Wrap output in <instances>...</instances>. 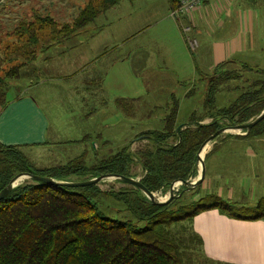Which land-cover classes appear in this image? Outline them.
<instances>
[{
	"label": "crops",
	"instance_id": "0c3cea01",
	"mask_svg": "<svg viewBox=\"0 0 264 264\" xmlns=\"http://www.w3.org/2000/svg\"><path fill=\"white\" fill-rule=\"evenodd\" d=\"M167 1L170 13L172 1ZM140 13L153 19L154 28L159 27L158 35L154 32V37L149 39L150 44L159 47L154 51H148V43H145L143 48L131 52L128 47H121V51L113 55L115 48L102 50L98 45L102 44L101 40L97 41L102 32L92 35L81 30L70 38L71 47L76 49L71 54L73 57H65L57 69L42 66L44 59L51 60L49 53L32 59L36 68L32 70L30 84L8 96L5 105L0 104V144L19 145L28 152H37L49 150L53 144L84 141L93 133L104 134L102 143L116 144L115 148L121 149L131 142L127 118L137 120L142 116L146 98H152L148 111L163 110L164 116L178 100L176 115L179 118L184 112L188 120L181 124H186L192 116L204 112V96L201 106L185 104L193 95V80L201 70L200 79L207 89L216 73L232 70L240 74L246 64L264 69V0H206L190 18L184 19L199 41L194 51L198 56L193 53V57L187 51L189 46L180 22L171 14L168 13L172 20L161 17L156 7ZM220 13H225V17L218 16ZM220 28L225 34L206 37L208 29ZM122 30L123 27L118 31ZM88 37L91 41H87ZM124 37L123 46L133 38L129 34ZM70 39L53 40L47 46L41 45L38 52L48 47L58 48V45L61 49L55 50L67 52L70 46L66 42ZM158 61L163 64H157ZM46 72L56 73L58 78L53 88L58 92L52 87H43L49 79ZM253 76L254 73H246L228 81L227 85L242 86L246 77ZM66 87L70 92H61ZM177 87H184L180 94L176 93ZM162 89L165 92L162 93ZM233 99L226 96L220 99L218 92L217 107L227 106ZM66 120L69 123L74 120L75 125L66 128ZM210 121L211 118L206 117L202 122ZM145 130L135 132V137ZM246 134L224 132L208 146L203 163L205 178L198 188L200 194L214 193L247 206L257 204L264 197V135L249 138ZM140 141L143 140L133 141L132 147ZM218 147L221 148L215 152ZM193 227L203 240L201 252L207 262L264 264V217L241 219L211 208L197 213Z\"/></svg>",
	"mask_w": 264,
	"mask_h": 264
},
{
	"label": "trees",
	"instance_id": "16d2710c",
	"mask_svg": "<svg viewBox=\"0 0 264 264\" xmlns=\"http://www.w3.org/2000/svg\"><path fill=\"white\" fill-rule=\"evenodd\" d=\"M117 1H90L72 24L58 26L49 17L37 16L23 33L15 32L14 43L17 45L20 41L16 49L19 51L29 44L31 47L44 45L41 32L45 27L51 29L49 32L57 39L55 41L70 39ZM171 1L172 7H176L178 1ZM6 46L5 49L0 46L2 105L7 103L12 88L8 77L18 78L25 63L43 53L42 50L39 54L30 53L25 63L19 62L6 70L8 62L18 59L14 58L13 51L9 54L10 46ZM246 73H254V76L246 77L242 86L234 87L239 90L238 96L229 105L217 107L218 92L228 88V81ZM215 75L218 77H213L206 87L203 114L194 115L188 123L181 124L176 115L179 106L176 100L162 119L160 129L145 130L94 166H87L81 155L62 167L38 169L21 146L0 144V192L22 173L58 176L63 181H69V177L76 174L84 180L103 173L136 177L133 166L138 163L144 171L139 179L152 192L165 194L175 180L194 179L198 175V151L206 139L218 128L250 122L264 109L263 68L246 64L240 74L226 70ZM206 117L211 121L205 124L202 121ZM179 126L180 131H177ZM263 135L264 119L245 137ZM136 140L150 144L134 151L131 146ZM127 185L129 187L108 191L98 184L69 187L29 180V183L16 185L0 200V264H194L197 252L202 254L203 250V240L193 227L197 213L218 208L224 214L241 219L264 217V197L257 204L247 206L214 193L200 194V185L188 191L182 186L168 202L154 204L139 188ZM106 202H115L119 206L116 212L122 213L121 217L108 215L101 207Z\"/></svg>",
	"mask_w": 264,
	"mask_h": 264
},
{
	"label": "rangeland",
	"instance_id": "374dc122",
	"mask_svg": "<svg viewBox=\"0 0 264 264\" xmlns=\"http://www.w3.org/2000/svg\"><path fill=\"white\" fill-rule=\"evenodd\" d=\"M90 1H96V0H0V46L5 49L7 47L6 45H9V54L11 52L15 54L14 58H18L17 60H13L11 62H8L6 70L9 68L18 65L19 62H24L26 59L28 60L27 55L30 56V53H39V45L33 46L29 44L27 47L21 48L19 51L16 49L20 45V41L17 42V45L14 43L15 40H17L15 32L23 33L25 31V27L28 26L29 23L33 19H36L37 16L40 17H49L56 21V24L58 26H61L63 24L69 23L72 24L75 20V17H77L80 13V11L87 6V3ZM169 1L167 0H118L117 2L112 4L111 7L106 9L103 12H100L97 16H95L94 21L87 25L86 27L79 29L81 30H87L90 34H95L97 32H102L101 36H98L97 41L101 40L102 44L99 43L98 45H101V49L106 48H115V51L112 53L113 55L121 51V47H128L130 52L135 51L139 48H143L142 46H145V43H148V51L151 52V50H156V48L153 44H150V40L152 39L157 33L158 28H154L153 26V19L141 14L142 10L146 9H152V7L158 8L159 16H167L168 19L172 20V17L169 16V9H168ZM227 9V8H226ZM226 11V10H225ZM224 11V12H225ZM226 13V12H225ZM220 13L218 16L225 17L226 14ZM164 23V22H162ZM123 27L122 32L118 31L119 28ZM222 28V27H221ZM219 30H212L208 29L207 31V38L216 37L222 34H225L223 29ZM51 29L49 27H45L44 30L41 32L42 44L47 46L46 44H51L53 40H57L53 38V34L49 32ZM155 32V33H154ZM154 33V35H153ZM159 33V31H158ZM157 33V35H158ZM126 34H129L133 38H131L128 42V44L125 46L122 45L124 40V36ZM91 38L88 37L89 41ZM91 41V40H90ZM72 40L70 39L68 42V46H70L69 49H67V52H63L61 50H55V49H61V45L57 46L58 48L48 47L45 49H42L41 55H51V60H49V57H47V61L45 59L42 61V66L49 67L51 70H55L60 65H62L63 60L65 57H73V52L76 51V49L72 46L71 43ZM25 43V42H24ZM107 46V47H105ZM96 47V46H95ZM53 48V49H52ZM35 49V51H33ZM188 53H190V56L193 57V53L187 50ZM54 52V53H53ZM49 53V54H48ZM66 53V54H64ZM64 55V56H63ZM196 56H198V53H196ZM41 57V56H40ZM68 58V57H67ZM157 64L161 65L163 64L161 61H158ZM41 66V67H42ZM36 67L34 64L30 61H27L25 65L23 66L22 70H20V75L18 78H12L8 77L9 84H12V88L9 91V97L12 96L16 92V90H22L26 87L27 84H30V78H32L33 71ZM203 74L202 70L199 72V75H197V79L193 80V83L195 86L193 87V95L191 98H189L188 101L185 102L186 105H193V106H201V99L204 96L206 89L204 88V82L201 80V75ZM47 76L45 82H47L43 87L50 88L55 86V80L58 78L56 76V73L52 72H46L45 74ZM63 79L67 80V77H63ZM70 79V78H69ZM51 80V81H50ZM50 81V82H49ZM54 81V82H53ZM67 83H71L68 81ZM233 84L228 85V88H225L224 91L219 92V97L221 99L222 96H226L230 99L236 98L238 96V92H236V89L232 87ZM182 88L184 87H177L176 93L180 94L182 92ZM56 92V88H53ZM166 89V88H164ZM95 90V88H93ZM163 90V89H162ZM34 89L30 90V93H33ZM58 92V91H57ZM61 92L69 93L70 88L66 87L65 89L61 90ZM165 92L164 90L162 93ZM162 97H165L162 95ZM145 103V109L142 112V116L138 118L137 120L135 118L129 117L127 118V123L129 125L128 127V133H129V141H131L135 137V132H138L140 130L145 129H159V127L162 124V119L165 117L163 110H157L152 113L148 111L149 106H151L150 103H148L152 98L148 97L146 98ZM149 99V100H148ZM233 101V100H232ZM231 101V102H232ZM165 106V105H163ZM178 118V121L180 123L185 122L188 120V117H184V112L181 113ZM67 121V120H66ZM65 121V122H66ZM64 123L66 128L73 127L75 125L74 120H69ZM80 125V122H79ZM243 132V131H242ZM76 134V133H75ZM104 134L102 135H95L91 134L86 140L74 143V142H68L67 143H58L56 145L53 144L49 148V150H36L28 152V150L25 149V147H22L24 153L28 157L29 160H31V163L38 169H46V168H52V167H62L70 163L75 158H78V156L83 155L84 156V162L87 166H94L101 158H104L106 156H109L110 154H113L117 152L120 148H115L116 144H110L107 145L106 143H102V140L104 139ZM125 136V135H124ZM128 141V142H129ZM130 143V142H129ZM128 143V144H129ZM212 143V142H211ZM211 143L208 144V146H211ZM127 144V145H128ZM150 143L147 141H140L139 143H136L131 146V148L135 150H139L140 148L147 147ZM127 145H123L127 146ZM209 146V147H210ZM121 147V148H122ZM221 147H218L215 152H217ZM205 148L203 151V157L205 153L208 151ZM214 152V153H215ZM43 157V158H42ZM133 173L137 175V178H141L142 176V168L140 165L133 166ZM57 176V175H54ZM52 177V176H50ZM56 181L60 180V178L53 177ZM87 178V177H86ZM69 181H82L85 178L81 175H72L69 177ZM195 179V178H194ZM193 179V180H194ZM61 181V180H60ZM29 183V180H20L18 184H24ZM99 187L105 191H108L110 189H120L124 187H129L127 184L118 182L113 179H107L102 180L98 183ZM158 196L160 198H165V194H159ZM103 210L107 212L108 215H111L113 217H121L122 213L116 212L118 210V205L113 202H106L104 205H101ZM126 215L128 218H131V214L126 211ZM194 264H212L210 262H207L202 254H199L197 252V255L194 258Z\"/></svg>",
	"mask_w": 264,
	"mask_h": 264
},
{
	"label": "water",
	"instance_id": "95a60500",
	"mask_svg": "<svg viewBox=\"0 0 264 264\" xmlns=\"http://www.w3.org/2000/svg\"><path fill=\"white\" fill-rule=\"evenodd\" d=\"M262 119H264V109L261 110V112L255 116L250 122L244 123V124H236L234 126H225L222 128H218L217 131H215L210 137H208L205 141V143L202 145L200 148L199 155H198V175L195 177L194 180H183V179H178L175 180L169 187L168 190H166V197L165 198H160L157 196L156 192L149 191L144 184L141 182L139 178L133 177V176H126V175H120V174H115V173H103L98 176L92 177L90 179L82 180V181H63V180H55L53 177L50 176H43V175H37V174H32V173H22L18 174L15 176L12 181L7 184V186L0 192V200L3 199V197H7V195L11 192V190L18 185L20 180H36V181H42L43 183H50V184H56V185H61V186H69V187H80V186H87L91 184H98L102 180H107V179H113V180H119L124 183L134 185L137 188L141 190L144 194H146L147 198L149 201H151L154 204H160V203H166L168 202L171 198L176 196L174 192V188L176 184L180 183L184 186V190L188 191L190 189H196L197 186H199L205 176V164L204 163V157H202V152L204 151L205 147L208 146L209 143L214 141L219 135H221L224 132L228 131H243L244 133H248L252 127L257 123L260 122ZM180 126L177 128V131H180Z\"/></svg>",
	"mask_w": 264,
	"mask_h": 264
},
{
	"label": "built area",
	"instance_id": "2783aa9c",
	"mask_svg": "<svg viewBox=\"0 0 264 264\" xmlns=\"http://www.w3.org/2000/svg\"><path fill=\"white\" fill-rule=\"evenodd\" d=\"M176 7H172L169 14L171 16L180 22L181 29L184 34V39H186V42L189 46V51H195L199 47V41L195 36L192 34L193 28L190 25V23H184V19L190 18L193 12L197 11L206 0H177ZM182 184L178 183L176 184L175 188L173 189L175 194L177 195L178 192L181 189ZM158 196V193H156ZM159 194H163L159 191Z\"/></svg>",
	"mask_w": 264,
	"mask_h": 264
},
{
	"label": "bare ground",
	"instance_id": "6f19581e",
	"mask_svg": "<svg viewBox=\"0 0 264 264\" xmlns=\"http://www.w3.org/2000/svg\"><path fill=\"white\" fill-rule=\"evenodd\" d=\"M208 147V146H207ZM207 147H205L207 149ZM205 150V149H204ZM202 157H203V152H202Z\"/></svg>",
	"mask_w": 264,
	"mask_h": 264
}]
</instances>
